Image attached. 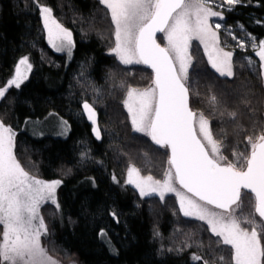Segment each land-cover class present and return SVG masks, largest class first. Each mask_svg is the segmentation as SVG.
I'll use <instances>...</instances> for the list:
<instances>
[{
  "label": "trees",
  "instance_id": "16d2710c",
  "mask_svg": "<svg viewBox=\"0 0 264 264\" xmlns=\"http://www.w3.org/2000/svg\"><path fill=\"white\" fill-rule=\"evenodd\" d=\"M49 2L58 13L68 12V19L89 18L84 27L72 26L76 45L70 60L50 50L54 63L48 55L41 57L47 45L35 0H0V86L20 58L28 56L32 64L26 83L0 102V119L18 131L15 152L25 170L39 179L62 181L59 209L53 204L41 208L49 231L44 238L48 252L59 259L58 264H203L193 260V254L208 262L231 264L217 243L219 238L184 217L176 198L142 197L126 183L131 166L157 180H163L169 168L167 149L133 130L124 105L127 89L149 86L152 72L142 65L122 64L110 53L113 25L95 0H40L46 6ZM222 12L224 19H216L224 26L240 25L264 39L260 25L264 0H241ZM67 18L62 22L72 23ZM245 55L261 63L254 50ZM232 65L233 76L221 78L197 51L187 82L191 109L210 121L214 135L226 145L224 155L229 160L233 150L246 151L247 135L264 131L263 69L248 68L242 55L234 56ZM83 74L92 80L96 97L90 98L83 89ZM109 87L116 92L111 95ZM84 100L95 107L100 139L83 114ZM233 111L235 119L228 115ZM51 116L70 125L66 139L44 131L32 136L26 130L29 121ZM251 210L246 199L237 215ZM101 230L106 236L101 237Z\"/></svg>",
  "mask_w": 264,
  "mask_h": 264
},
{
  "label": "snow or ice",
  "instance_id": "6c2138e0",
  "mask_svg": "<svg viewBox=\"0 0 264 264\" xmlns=\"http://www.w3.org/2000/svg\"><path fill=\"white\" fill-rule=\"evenodd\" d=\"M216 0H100L114 25V54L125 65L143 64L153 72L144 89L128 88L124 105L133 130L143 133L162 148L170 149L169 168L163 180L142 176L135 166L128 169L126 183L134 185L142 197L174 193L185 217L204 221L218 237V244L230 246L232 264H264V131L247 135L246 151L233 150V159L224 155L225 143L214 135L203 113L189 107V69L192 41L204 45L208 62L224 76H232V51L219 46V23L223 12L213 10ZM241 0H219L218 7L231 10ZM38 6L48 43L57 52L71 56L75 46L72 32L53 15V9L40 0ZM162 34L158 42L157 34ZM235 39V37H233ZM251 47L264 69V40ZM239 47L244 48L241 42ZM249 65L253 61L248 59ZM32 70L29 57H22L14 76L0 86V99L12 87L20 88ZM264 77V72L261 73ZM212 102L216 97H211ZM83 114L101 138L97 113L85 101ZM233 119L235 111L228 113ZM67 128V121H62ZM16 133L0 120V264H58L42 245L48 234L43 204L59 209L56 190L59 179L45 181L31 175L16 156ZM115 179V177H114ZM251 205L246 217L238 216L245 200ZM115 216V213H113ZM247 225V226H245ZM101 237L106 233L101 230ZM195 261L209 264L198 254ZM221 261L223 257L219 258Z\"/></svg>",
  "mask_w": 264,
  "mask_h": 264
},
{
  "label": "rangeland",
  "instance_id": "374dc122",
  "mask_svg": "<svg viewBox=\"0 0 264 264\" xmlns=\"http://www.w3.org/2000/svg\"><path fill=\"white\" fill-rule=\"evenodd\" d=\"M95 4L97 5V7L99 8V10H100V12H101V14L103 15V16H105V17H108L109 18V22H111L112 23V21H111V17H110V14H109V12H108V10L106 9V7L103 5V4H101L100 3V0H95ZM219 4V0H216V2L215 3H212L211 4V6L213 7V10H216V11H224V10H226V8L225 7H218L217 5ZM57 10H59V9H57ZM69 13L68 12H63V11H60L59 10V13L56 11V15H57V17H56V19L60 22V23H62L63 24V26L64 27H66L69 31H71L70 30V27H68V26H78V24L79 25H82V27H84L86 24H88V21H89V18H86V17H83V16H81L79 19L80 20H78V21H74V20H71V19H68L67 18V16H69L68 15ZM64 18H67L68 20H70L72 23H69V22H66V23H64V22H62V19H64ZM217 17H211L210 18V23L211 24H213V26L216 24V23H219L220 25H221V28L220 29H218L217 31H218V33H219V46L220 47H222V48H224V50L225 51H232L233 52V57L234 56H236V55H242V57L244 58V60H245V63L247 64V67L248 68H253V67H255V72H258V67L259 66H261V63L260 64H257V63H255V62H253L251 65H249V63H248V59L250 58L251 59V57L250 56H244V54H246L248 51L249 52H252L253 51V48L251 47V45H252V43H253V41H252V39H251V37H254L255 38V41L258 43L259 41H261V40H264V39H260V38H258V36H256L254 33H251V32H247L243 27H241L240 25H229V26H224L223 25V23H221V22H218L217 21V19H216ZM43 22V21H42ZM260 23V22H259ZM65 24H67V25H65ZM113 25V24H112ZM260 25H262L263 27H264V23L262 22V23H260ZM44 27V26H43ZM83 30V29H82ZM44 31V35H45V40H46V45H47V48H45V50L44 49H42V51H40V55H41V57L42 58H45V56L46 55H48V57H49V62H51V63H54V62H52V55H51V53H50V51L49 50H52V51H54V52H56V53H60V54H63V55H65L68 59H71V57H72V53H73V49H74V47L72 48V52H71V56L69 57V55H68V53H67V51H62V52H57L55 49H53L50 45H49V43H48V37H47V31L44 29L43 30ZM91 32L92 33H95L96 35H98L97 34V32L95 31V30H91ZM112 32V39H113V46L112 47H114V35H113V32H114V25H113V30L111 31ZM233 37H235V39H233ZM160 38V37H159ZM158 38V40H159V42L161 43V45L162 46H164V43H166L165 41H162V40H160ZM72 40H73V37H72ZM241 42H243L244 44H245V47L244 48H241V47H239V44L241 43ZM241 50V51H240ZM197 51H198V53L199 54H201V55H204V54H206L205 53V50H204V45L203 44H201L199 41H197V40H194V41H192V47H191V55L195 58V56L197 55ZM52 56V57H51ZM204 57V56H203ZM232 57V58H233ZM21 59V58H20ZM19 59V60H20ZM54 59V58H53ZM18 60V61H19ZM18 61H17V63H18ZM30 62V61H29ZM17 63H16V65H17ZM16 65H15V67H16ZM15 67L13 68V71L11 72V75L8 77V79L7 80H9V79H11L13 76H14V74H15ZM215 70V69H214ZM263 72H264V69H263ZM29 74L30 73H28V77H29ZM233 76V75H232ZM232 76H230V78L232 77ZM28 80V79H27ZM27 80H25L24 81V83L21 85V87L26 83V81ZM83 81H85L84 82V84H85V86H86V88H83L81 85H78L76 88H79V87H81V88H83L85 91H86V93L90 96V98H92V96L93 97H96V95H93V92H92V89L94 88V86H93V84H92V80H88L86 77H85V74H83V80H82V82ZM5 85V84H4ZM20 87V88H21ZM148 87V86H147ZM20 88H18V89H20ZM110 88V94L112 95L113 94V92H116V90L114 89V88H111V87H109ZM144 88H146V87H143V88H141V89H144ZM13 89H17V88H15V87H12V88H10L9 89V91L10 90H13ZM17 89V90H18ZM9 91H8V93H9ZM7 93V94H8ZM6 94V95H7ZM127 96V95H126ZM6 97V96H5ZM110 97V96H109ZM4 99V98H3ZM3 99H0V102L3 100ZM86 100H84L83 101V103L85 102ZM199 114V113H198ZM1 120V119H0ZM62 121H66V120H64V119H59V118H57L56 116H51V117H48L47 119H44V120H37V121H29L28 122V124H26L27 126H25V128H26V130L27 131H29V133L33 136V133H39L40 131H44V132H46V133H49L48 135L49 136H53V137H59V138H64V139H66L68 136H69V134H70V132H71V127H70V125L68 124V122H67V128H68V130L67 131H65V126L62 124ZM6 125V124H5ZM13 130L15 131V133H16V137H17V135H18V131L15 129V128H13ZM44 132H43V134H44ZM139 133V132H138ZM141 134H143V133H141ZM146 136V135H145ZM149 138V137H148ZM150 139V138H149ZM16 144H17V140H16ZM17 148V147H16ZM15 151H16V149H15ZM32 175V174H31ZM38 178V177H37ZM45 181H51V180H45ZM58 190H59V187L57 188V190H56V199H57V202H58ZM46 204H52L51 202H47V203H45V204H43L42 206H44V205H46ZM54 205V204H53ZM42 208V207H41ZM40 214L42 215V212H41V209H40ZM248 214H242V215H240V213H239V215L238 216H242V217H246ZM43 216V215H42ZM45 220V219H44ZM45 223H46V221H45ZM204 226V225H203ZM245 226H247V225H245ZM2 228V227H1ZM48 234H49V231H48ZM47 234V235H48ZM209 234H211V232L209 231ZM46 236H43L42 238H41V243H42V245L45 247V240H44V238H45ZM219 247H220V249H221V251L222 252H224V253H226L227 254V257H229V259H231V257H232V251H231V248H230V246H227V245H222V244H220L219 245ZM46 248V247H45ZM47 249V248H46ZM48 254L50 255V256H52L53 257V259L55 260V256L53 255V254H51V253H49L48 252ZM57 261H59V259H57ZM231 264H232V260H231V262H230ZM209 264H217V262L216 261H210L209 260Z\"/></svg>",
  "mask_w": 264,
  "mask_h": 264
},
{
  "label": "flooded vegetation",
  "instance_id": "af4514ba",
  "mask_svg": "<svg viewBox=\"0 0 264 264\" xmlns=\"http://www.w3.org/2000/svg\"><path fill=\"white\" fill-rule=\"evenodd\" d=\"M47 6H49V7H51L52 9H53V15L55 16V17H57V15H56V10H55V5H53V4H51L50 2L49 3H47ZM58 18V17H57ZM65 25H67V24H65ZM68 27H70V30H71V32H72V37H73V42H74V45H76V37H75V34H74V31H73V28L71 27V26H68ZM162 34H160L159 36H158V38L161 36ZM44 39H45V35H44ZM159 41V40H158ZM45 42H46V40H45ZM54 55H56V56H63V57H65V58H67L65 55H63V54H60V53H56V52H54V51H52V50H50ZM74 51H75V46H74V49H73V53H72V57H73V54H74ZM241 51V50H240ZM249 52V51H248ZM113 56L116 58V59H118L114 54H113ZM204 56V59L206 60V62H207V64H208V66L210 67V69L214 72V73H216L218 76H220L221 78H224V79H230V76H227V75H224V76H222V75H220V73L219 72H217L216 70H214L212 67H211V65L209 64V62H208V57H207V55L206 54H204L203 55ZM72 57H71V59H72ZM233 57V56H232ZM68 59V58H67ZM68 60H70V59H68ZM131 65H142L143 67H145L143 64H131ZM233 71H234V69H233ZM148 137V136H147ZM150 138V137H149ZM150 140H151V138H150ZM166 196H173L174 198H176V196H175V194L174 193H168V194H166ZM177 199V198H176ZM238 211V210H237ZM182 214V213H181ZM183 215V214H182ZM184 216V215H183ZM185 217V216H184ZM186 218H188V219H193V220H196V221H198L199 223H201L202 225H204L207 229H208V225L204 222V221H200V220H197V219H195V218H192V217H186ZM208 231H209V229H208ZM211 235H213L212 233H211ZM214 236V235H213ZM216 237V236H215Z\"/></svg>",
  "mask_w": 264,
  "mask_h": 264
},
{
  "label": "water",
  "instance_id": "95a60500",
  "mask_svg": "<svg viewBox=\"0 0 264 264\" xmlns=\"http://www.w3.org/2000/svg\"><path fill=\"white\" fill-rule=\"evenodd\" d=\"M160 34L158 33L157 34V37L159 36ZM159 42V41H158ZM145 66V68L146 69H148L149 71H151L152 72V70L148 67V66H146V65H144ZM152 78H153V72H152ZM189 107L191 108V106H190V96H189ZM153 142V141H152ZM154 143V142H153ZM155 144V143H154ZM156 145V144H155ZM157 146H159V145H157ZM160 147V146H159ZM168 150V154H169V156H170V149H167Z\"/></svg>",
  "mask_w": 264,
  "mask_h": 264
}]
</instances>
